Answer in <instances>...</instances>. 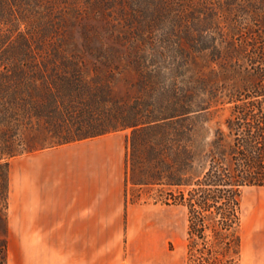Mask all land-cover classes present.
I'll return each instance as SVG.
<instances>
[{"label": "trees", "instance_id": "16d2710c", "mask_svg": "<svg viewBox=\"0 0 264 264\" xmlns=\"http://www.w3.org/2000/svg\"><path fill=\"white\" fill-rule=\"evenodd\" d=\"M75 1L0 0V264H7L10 161L126 130L127 194L128 183L160 185L166 206L185 209L186 264H240L242 192L264 188V0H95L130 18L135 44L165 46L181 86L159 102L145 82L160 68L145 65V49L77 45L59 33ZM141 18L165 20L162 38ZM206 52L210 71L217 64L231 84L221 96L205 88L195 56ZM86 59L117 72L127 67L146 95L118 106L108 83L90 77ZM223 105L230 106L224 128L206 127ZM28 128L53 141L26 145Z\"/></svg>", "mask_w": 264, "mask_h": 264}, {"label": "crops", "instance_id": "0c3cea01", "mask_svg": "<svg viewBox=\"0 0 264 264\" xmlns=\"http://www.w3.org/2000/svg\"><path fill=\"white\" fill-rule=\"evenodd\" d=\"M123 136L115 132L10 161L7 214L9 227L16 219L24 258L34 264L38 257L49 264H186L185 239L147 218L143 230L133 232L139 206L127 194ZM244 225L240 264H264V225Z\"/></svg>", "mask_w": 264, "mask_h": 264}, {"label": "rangeland", "instance_id": "374dc122", "mask_svg": "<svg viewBox=\"0 0 264 264\" xmlns=\"http://www.w3.org/2000/svg\"><path fill=\"white\" fill-rule=\"evenodd\" d=\"M70 5H72L71 8L73 13L69 12L68 15L65 14L67 28H63L59 33L64 32L69 40L77 45L80 43H90L106 49H119L124 53L133 46H139L141 49H145V57H147L145 65L150 67V69L160 68L159 75H155L150 82H145L148 94L157 95L156 101L158 102L166 100L172 88H175L174 85L178 87L181 86L180 79L173 78L172 75L169 74V68H171L172 65L171 60L165 58V46L162 45L161 47L157 42L155 46L159 47L157 51L151 46L143 45L144 43H140L141 45L139 43L135 44V41H132L133 35L128 34L130 28H128L127 25L130 23V18L121 15L114 5L113 8L109 10L106 5L97 3L95 0H76L75 3H71ZM63 7H61V9L65 10ZM146 19L144 21V19L141 18L142 23L144 22L143 24L146 25L148 23L149 25L152 24L156 26L151 19ZM142 28L144 27L142 26ZM153 28V34L156 38L158 37L157 39H161L163 34H165V20ZM195 57H197L196 60H198V63L204 69L202 78L204 82H206L205 88L208 89V85L211 86L212 84L211 89L216 95L221 96L225 94L231 84L227 81V78L225 79V76L222 75V72H220L221 68L217 64H212V69L215 71H210V54L206 52L196 55ZM125 61L126 60L122 61V64H124ZM85 63L86 70L89 71L90 77L97 74L102 82L108 83L111 88V96L118 106L125 107V103L132 102L136 97L142 99L144 98L143 96L146 95L138 86L140 85V81L138 80L139 77L127 67L122 70L119 66L118 69L122 72H117V70H114L115 66H112L115 64H109L105 67L100 64L101 61H94L92 59H86ZM92 64L96 67H92ZM110 72L114 73L113 77H110L112 76L109 74ZM209 81L210 84L208 83ZM107 105L112 108L113 103L112 106L111 104ZM229 114V105L218 106L212 109L209 115H207L208 123L205 124L206 127H209L211 130L216 127L223 129L224 120ZM41 124L42 122L40 125ZM24 133L26 145L38 147L53 141L44 133L35 135L29 128L25 130ZM121 133L124 135L123 137L126 138L130 130L121 131ZM31 134L35 137L31 138L35 139L33 144L29 140ZM127 187L129 190V199L131 201L139 199L136 203L139 206V211L135 215V219H138V221L134 223V233H139L143 230L144 225H142L141 219L147 218L154 221L156 224L154 225L155 228L175 238L180 237L185 239L186 242V211L182 207L165 205V187L160 185L133 187L130 183H128ZM241 211L242 219L240 233H242L245 228V222L246 226L253 225L257 221L264 225V188L251 187L244 189L241 196ZM14 221L15 225L9 227L8 215V234L6 236L7 264H34L33 258H24L23 243L17 240L16 219H14ZM1 238L2 232L0 231V239ZM170 247L172 248V245H170ZM37 264H49V259L38 257ZM58 264H60V262Z\"/></svg>", "mask_w": 264, "mask_h": 264}]
</instances>
